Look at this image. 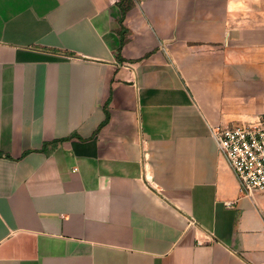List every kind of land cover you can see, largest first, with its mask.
Instances as JSON below:
<instances>
[{"label": "crops", "instance_id": "crops-1", "mask_svg": "<svg viewBox=\"0 0 264 264\" xmlns=\"http://www.w3.org/2000/svg\"><path fill=\"white\" fill-rule=\"evenodd\" d=\"M119 1L0 0V264H264V0Z\"/></svg>", "mask_w": 264, "mask_h": 264}, {"label": "built area", "instance_id": "built-area-1", "mask_svg": "<svg viewBox=\"0 0 264 264\" xmlns=\"http://www.w3.org/2000/svg\"><path fill=\"white\" fill-rule=\"evenodd\" d=\"M219 153L236 175L242 193L264 192V116L212 130Z\"/></svg>", "mask_w": 264, "mask_h": 264}, {"label": "trees", "instance_id": "trees-1", "mask_svg": "<svg viewBox=\"0 0 264 264\" xmlns=\"http://www.w3.org/2000/svg\"><path fill=\"white\" fill-rule=\"evenodd\" d=\"M119 4L122 8L123 11V16L126 14V12L133 6V0H120ZM119 34L121 37V43H120V47L118 49V53H117V57L119 59H122L121 57V51H122V47L123 45L126 43L127 41V34H128V30L125 29L123 23H121V29L119 30Z\"/></svg>", "mask_w": 264, "mask_h": 264}]
</instances>
